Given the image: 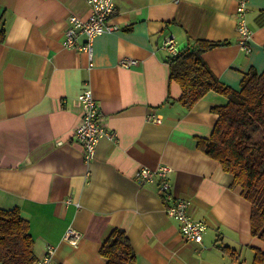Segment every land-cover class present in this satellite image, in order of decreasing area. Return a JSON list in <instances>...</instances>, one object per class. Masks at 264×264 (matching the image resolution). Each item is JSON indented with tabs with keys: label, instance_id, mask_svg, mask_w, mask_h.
I'll use <instances>...</instances> for the list:
<instances>
[{
	"label": "crops",
	"instance_id": "0c3cea01",
	"mask_svg": "<svg viewBox=\"0 0 264 264\" xmlns=\"http://www.w3.org/2000/svg\"><path fill=\"white\" fill-rule=\"evenodd\" d=\"M237 8L238 0H115L119 28L94 38L91 60L64 44L69 16L88 17V0H0V208H20L36 258L51 243L53 264H106L100 247L116 227L131 241L133 264H252L264 252L251 203L198 146L218 119L212 107L228 98L210 91L192 108L177 101L182 89L163 47L171 36L179 50L221 42L203 57L239 88L251 68L264 70V0H248L250 53L238 42ZM124 56L138 63L124 67ZM88 87L107 126L90 161L74 136ZM165 164L173 194L207 223L201 243L167 215L158 182L136 176ZM69 226L82 233L78 245L64 237Z\"/></svg>",
	"mask_w": 264,
	"mask_h": 264
},
{
	"label": "trees",
	"instance_id": "16d2710c",
	"mask_svg": "<svg viewBox=\"0 0 264 264\" xmlns=\"http://www.w3.org/2000/svg\"><path fill=\"white\" fill-rule=\"evenodd\" d=\"M197 43L196 48L165 57L171 80L182 89L177 101L192 108L210 91L228 98L225 104L212 107L218 119L209 137L198 138V146L233 176L232 185L252 205V234L264 239V70L251 68L240 87L234 88L219 80L203 57L205 50L221 42L200 39ZM166 100H171L170 95ZM33 243L29 221L20 208H0L1 264H33ZM100 252L107 258L106 264H133L137 258L127 233L119 227L111 230ZM252 264H264L263 251L256 250Z\"/></svg>",
	"mask_w": 264,
	"mask_h": 264
},
{
	"label": "built area",
	"instance_id": "2783aa9c",
	"mask_svg": "<svg viewBox=\"0 0 264 264\" xmlns=\"http://www.w3.org/2000/svg\"><path fill=\"white\" fill-rule=\"evenodd\" d=\"M88 3L90 5L88 17L84 18L76 14L69 16L64 44L67 47L77 45L79 50L88 52L92 60L94 38L97 35L117 30L119 25L115 21L114 15L115 0H88ZM237 9L238 42L242 50L250 53L252 51L253 30L246 19L248 0H238ZM80 34L85 35V40L81 44L77 42ZM163 47L171 55L179 52L173 36L165 39ZM137 63V59L128 56H124L120 60V64L124 67H130ZM78 99L82 104V117L74 131V136L76 141L82 144L85 159L90 161L96 154L100 139L107 133V126L91 88H86ZM147 118L155 122L161 121V116L155 113L149 114ZM172 170V166L166 164L156 169L143 166L137 170L136 176L140 182H158L159 190L166 203L167 215L179 222L180 230L186 240L201 243L207 223L193 216L188 198L173 194L172 182L169 177ZM81 236V231L69 226L64 237L71 244L78 245ZM55 251V245L47 243L43 255L36 258L33 264H53L52 259Z\"/></svg>",
	"mask_w": 264,
	"mask_h": 264
}]
</instances>
